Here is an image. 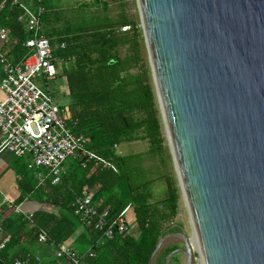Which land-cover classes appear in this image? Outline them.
Listing matches in <instances>:
<instances>
[{"label":"water","instance_id":"obj_1","mask_svg":"<svg viewBox=\"0 0 264 264\" xmlns=\"http://www.w3.org/2000/svg\"><path fill=\"white\" fill-rule=\"evenodd\" d=\"M176 179L199 251L181 264H264V0H136ZM129 226L126 224L125 232Z\"/></svg>","mask_w":264,"mask_h":264},{"label":"trees","instance_id":"obj_2","mask_svg":"<svg viewBox=\"0 0 264 264\" xmlns=\"http://www.w3.org/2000/svg\"><path fill=\"white\" fill-rule=\"evenodd\" d=\"M21 1L35 3V0ZM43 7L42 34L50 42L57 68L72 61L71 68L60 67L57 73V77L65 79L71 100L65 121L72 133L87 140V150L110 161L116 173L94 162L82 168L78 161L70 160L60 185L47 182L37 191L39 204L50 207V211L33 212L31 222L12 212L1 216L0 229L9 236V241L0 253V264L15 259L34 264L39 253L35 247L41 245L37 242L39 231L46 232L55 246L64 245L81 226L73 215V201L84 191L93 195L98 213L108 211L109 222L130 206L126 216L129 230L96 245L99 234L85 228L72 245L83 256L80 264H147L158 240L172 225L179 196L175 182L162 176L165 197L152 203L151 172L144 166V155L116 154L121 144L147 141V155L157 156L164 141L149 71L141 63L140 29L124 17L117 23L105 20L94 26L60 27L58 15L46 1ZM19 14L17 7L7 4L0 11V22L16 40L14 49L19 52L21 62L28 55L22 47L28 34L24 25L17 22ZM121 28H128L129 32H122ZM122 49L126 51L120 58ZM41 246L53 253L48 245ZM88 250L94 258L84 255ZM173 250H163L154 264H164ZM177 260L175 257L170 264H178ZM46 264H67V261L54 257Z\"/></svg>","mask_w":264,"mask_h":264},{"label":"built area","instance_id":"obj_3","mask_svg":"<svg viewBox=\"0 0 264 264\" xmlns=\"http://www.w3.org/2000/svg\"><path fill=\"white\" fill-rule=\"evenodd\" d=\"M46 0H35V3H24L20 0H0V11L7 5L15 6L20 14L17 22L22 23L28 34L22 47L28 52L27 57L19 64H11L0 60L3 77L0 90L3 100L0 103V153H8L16 158L29 157L32 167L45 171L38 179V187H43L49 179L50 185L61 184L63 168L70 160L78 161L82 168L94 162L103 169L116 173L113 164L87 150V140L72 133L65 121L66 113L53 104L49 94L39 89L36 78L44 82L57 77V62L53 57V49L48 39L42 34L41 21L45 13L43 3ZM128 28H122L125 32ZM8 32L0 26V41L7 40ZM63 49V45L59 46ZM130 206L125 208L113 221H108V211L97 212L93 203V195L84 191L73 201V215L81 226L92 228L102 241L111 240L117 235L125 234L126 216ZM32 215L27 216L31 222ZM9 241V236L0 229V253ZM37 242L48 245L54 257L66 260L67 264H80V256L72 248L65 245L55 246L44 231H39ZM94 258L88 250L86 254ZM9 264H25L13 260Z\"/></svg>","mask_w":264,"mask_h":264},{"label":"rangeland","instance_id":"obj_4","mask_svg":"<svg viewBox=\"0 0 264 264\" xmlns=\"http://www.w3.org/2000/svg\"><path fill=\"white\" fill-rule=\"evenodd\" d=\"M46 5L53 9L55 15H58L59 23L57 24L60 27L67 24L70 26H94L97 25L98 22H105V20L111 23H117L120 18L124 17L136 23L138 29H140V20L136 0H46ZM80 8L83 9L81 10ZM126 31L129 32V29ZM139 32L141 33V39L139 40L141 63L142 66L149 71V77L153 87L150 67L148 64V55L144 45L141 29ZM125 51L126 49L119 51L120 58L124 57ZM71 62L72 61L64 62L63 66L60 67L69 69L72 67ZM60 67L57 68V73L58 70L60 72ZM34 84L39 89L49 94L54 105L66 111L71 103V100L68 96L64 78L55 77L54 79L46 80L45 82L41 78H36L34 80ZM155 104L161 122V138L164 140L160 147V153L157 154V156L147 155V152L149 151V143L147 141H139L131 144L125 143L119 145L116 148V154L119 156L133 154L144 155V166L151 172L150 179L152 180L153 193L152 203L161 202L165 197V182L162 179V176H168L175 182L179 197L177 201L176 215L172 220V224H175L178 227L180 226L183 233H185L188 237H191L192 230L190 227V218L178 187L175 168L162 125L156 97ZM133 228L134 227H131V229ZM177 263L180 264V258L177 260Z\"/></svg>","mask_w":264,"mask_h":264},{"label":"crops","instance_id":"obj_5","mask_svg":"<svg viewBox=\"0 0 264 264\" xmlns=\"http://www.w3.org/2000/svg\"><path fill=\"white\" fill-rule=\"evenodd\" d=\"M0 26H2L1 22ZM5 29L8 35L5 42L0 41V60L4 59L13 65L19 64V52L14 49L16 40L13 39L8 29ZM2 77L3 71L0 63V83ZM2 100L3 94L0 90V103ZM1 139L2 135L0 132V142ZM69 165V163L65 164L63 174L66 173L70 167ZM44 175L45 171L32 167V161L29 157L16 158L8 153H0V220L2 219L1 216L12 212L14 216L23 217L27 221V216L32 215L35 211L51 210L50 207L41 205L38 201L37 191L41 188L37 186L38 179ZM47 181L49 180L47 179L45 184ZM13 231H15V228H13ZM83 231L84 228L80 226L77 232L64 245L72 248L73 243ZM35 248L39 249V253L35 258L34 264H46L54 258V254L48 248L41 245H37Z\"/></svg>","mask_w":264,"mask_h":264},{"label":"flooded vegetation","instance_id":"obj_6","mask_svg":"<svg viewBox=\"0 0 264 264\" xmlns=\"http://www.w3.org/2000/svg\"><path fill=\"white\" fill-rule=\"evenodd\" d=\"M179 227H180V226H179ZM179 227H178L177 225H175V224H172L169 228H167V230H166L164 236H165V235H168V234L180 233V232L182 231V228H181V227L179 228ZM166 248H174V250H176V249H180V248H183V247H182V245H181L180 243L175 242V243H172V244L168 245V246L165 247L163 250H165ZM174 250H173V251H174ZM175 257H176L177 259L180 258V264H181V256H180V255H175V256L171 259V261H172Z\"/></svg>","mask_w":264,"mask_h":264},{"label":"bare ground","instance_id":"obj_7","mask_svg":"<svg viewBox=\"0 0 264 264\" xmlns=\"http://www.w3.org/2000/svg\"><path fill=\"white\" fill-rule=\"evenodd\" d=\"M182 198H183V200H184V202H185V205H186V208H187V211H188L187 202H186V200H185V198H184L183 195H182ZM190 227H191V230H192L191 246H192V248H193L194 250L199 251V247H198V244H197V241H196L195 232H194V230H193V226H192L191 220H190ZM201 264H203V263H201Z\"/></svg>","mask_w":264,"mask_h":264}]
</instances>
